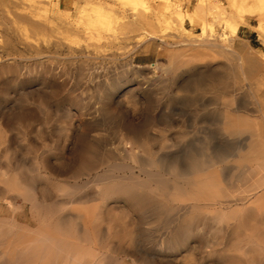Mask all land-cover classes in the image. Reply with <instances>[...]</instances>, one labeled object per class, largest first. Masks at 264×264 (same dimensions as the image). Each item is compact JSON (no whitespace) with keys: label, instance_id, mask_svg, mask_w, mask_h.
Listing matches in <instances>:
<instances>
[{"label":"rangeland","instance_id":"obj_1","mask_svg":"<svg viewBox=\"0 0 264 264\" xmlns=\"http://www.w3.org/2000/svg\"><path fill=\"white\" fill-rule=\"evenodd\" d=\"M172 2L170 13L162 0H0V171L39 172L41 186L59 183L87 194L64 211L111 207L114 222L131 232L135 255L218 264L220 252L211 254L194 238L179 253L155 251L161 225L140 220L122 197L101 198L107 177L141 179L153 169L148 159L181 157L204 141L214 150L245 143V134L219 129L222 105L211 92L181 90L190 79L232 78L237 83L223 96H233L239 113L264 119V0ZM87 145L95 164L84 169L80 148ZM216 166L220 177L231 173L233 156Z\"/></svg>","mask_w":264,"mask_h":264},{"label":"bare ground","instance_id":"obj_2","mask_svg":"<svg viewBox=\"0 0 264 264\" xmlns=\"http://www.w3.org/2000/svg\"><path fill=\"white\" fill-rule=\"evenodd\" d=\"M162 1L166 11L172 13L176 10L172 0ZM239 22L230 26L232 33ZM225 49L221 52L225 53ZM216 51L214 53L217 54ZM253 70L256 71L254 67ZM259 70V76L264 79V65ZM230 80L232 78L227 81L210 75L203 79H190L191 82L184 81L187 84L180 85L181 90L194 92L197 96L211 92L214 100L222 105V109L218 108L219 129L227 136L245 134L247 140L243 145L231 146L232 150H214L204 141L196 148H185L187 150L181 157L171 158L170 155V158L148 159L144 162L153 169L141 179L133 177V174L127 178L105 177L101 198L106 201L122 197L141 216L140 220L146 221L149 216L157 224H152V227L161 225L164 231H160L161 238L157 242L154 240L158 230H155L157 234L154 232L157 235L155 239L145 230L148 238L154 239L156 248H153L159 253H179L180 248L194 238L211 254L220 252L221 259L216 260L218 264H264V119L258 122L249 114L239 113L238 106L232 107L233 96H223L228 87H234L235 80ZM255 83L258 87L257 81ZM260 95L264 98V89ZM261 101L259 105H264ZM80 149L81 166L85 169L95 164V151L89 154L93 150H89V145ZM228 156H233L234 170L221 173L220 177L216 165L223 163ZM7 172L0 171V264H174L170 258L135 255V240L123 226L124 222L122 227L114 222L113 213L109 214L111 207H105L106 210L95 206L77 207L64 211L65 204L81 202L87 197L79 189H69L59 183L52 188L41 186L42 175L35 171ZM183 201L188 202L178 205ZM102 222L104 227L100 226ZM114 237L116 241L112 239ZM191 258L193 256L189 261Z\"/></svg>","mask_w":264,"mask_h":264}]
</instances>
